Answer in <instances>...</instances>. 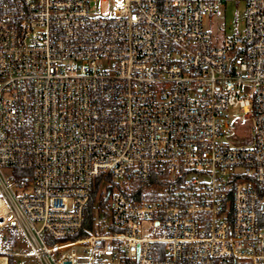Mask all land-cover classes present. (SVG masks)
<instances>
[{"label": "built area", "instance_id": "1", "mask_svg": "<svg viewBox=\"0 0 264 264\" xmlns=\"http://www.w3.org/2000/svg\"><path fill=\"white\" fill-rule=\"evenodd\" d=\"M232 1L245 32L216 42ZM9 224L28 251L0 264H264V0H0Z\"/></svg>", "mask_w": 264, "mask_h": 264}, {"label": "rangeland", "instance_id": "2", "mask_svg": "<svg viewBox=\"0 0 264 264\" xmlns=\"http://www.w3.org/2000/svg\"><path fill=\"white\" fill-rule=\"evenodd\" d=\"M99 4L94 5L93 13L106 15L108 13L107 10L105 7L99 10ZM205 28L212 33L216 42L223 41L225 38L232 37L238 33H244L246 28V5L238 1L227 2L219 9L217 14L206 20ZM235 116L239 120V126L238 133L234 137L236 139L234 145H251L253 143L252 121L245 120L240 113ZM147 229L148 225L146 224L145 234H147ZM0 244L11 251L20 253L28 251L24 238L12 224L0 228ZM11 262L12 264H38L34 259L21 255L16 256V259H11Z\"/></svg>", "mask_w": 264, "mask_h": 264}, {"label": "trees", "instance_id": "3", "mask_svg": "<svg viewBox=\"0 0 264 264\" xmlns=\"http://www.w3.org/2000/svg\"><path fill=\"white\" fill-rule=\"evenodd\" d=\"M110 188L111 187H109V186H103L102 183L100 182V180L98 181L96 188L94 190V193L92 195L90 204H89L86 222L91 221L93 219L95 209L97 208V206L99 207V206H103L105 204L104 192L106 190H109ZM12 262H11V264H12Z\"/></svg>", "mask_w": 264, "mask_h": 264}, {"label": "bare ground", "instance_id": "4", "mask_svg": "<svg viewBox=\"0 0 264 264\" xmlns=\"http://www.w3.org/2000/svg\"><path fill=\"white\" fill-rule=\"evenodd\" d=\"M19 256V255H18Z\"/></svg>", "mask_w": 264, "mask_h": 264}]
</instances>
